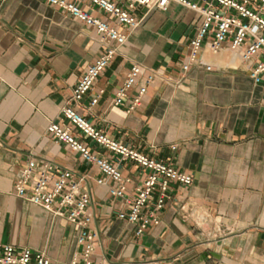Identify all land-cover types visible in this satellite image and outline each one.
Returning <instances> with one entry per match:
<instances>
[{"label": "crops", "instance_id": "crops-1", "mask_svg": "<svg viewBox=\"0 0 264 264\" xmlns=\"http://www.w3.org/2000/svg\"><path fill=\"white\" fill-rule=\"evenodd\" d=\"M131 13L141 18L139 26H117L125 44L75 103V85L104 51L96 30L48 0H0V244L27 246L56 264L82 250L78 225L15 193L16 174L33 156L83 177L94 262L162 257L171 264H264V73L259 82L249 77L258 58L243 60L226 42L216 52L204 48L183 69L199 14L177 4ZM91 14L115 25L99 8ZM133 64L140 73L116 105L113 97ZM141 85L146 91L134 105ZM66 105L110 139L192 177L187 185L169 181L168 197L155 211L159 223L142 235L119 213L130 211L148 171L70 125L61 116ZM56 121L95 156L117 164L129 180L123 197L109 193L117 183L96 164L47 131ZM52 174L58 177V170ZM101 177L105 182L97 184Z\"/></svg>", "mask_w": 264, "mask_h": 264}, {"label": "built area", "instance_id": "built-area-1", "mask_svg": "<svg viewBox=\"0 0 264 264\" xmlns=\"http://www.w3.org/2000/svg\"><path fill=\"white\" fill-rule=\"evenodd\" d=\"M70 13L78 21L96 30L99 41L104 51L97 59L86 66L83 75L78 80L72 92L70 100L79 103L84 95L93 87L98 75L114 58L119 47L125 44L126 34L118 27L126 25L131 29L139 26L141 18H136L131 11L138 7H144L146 12L166 11L171 4H177L185 9L196 12L201 17L197 25L195 35L190 39L188 60L183 64L187 69L191 63L197 60L201 50L208 49L216 52L226 42L230 49L237 53L243 60L257 57L249 71V77L254 82H259L264 73V0H122L116 3L114 0H48ZM101 9L115 25L94 16L91 11ZM208 70L211 68L206 66ZM140 73V67L133 64L115 93L113 100L116 105H122L129 88L134 86ZM151 78L147 79L150 82ZM146 91L141 85L135 98L134 105L140 101V97ZM99 95V94H98ZM98 95L91 101L96 104ZM61 116L75 126L84 135L89 136L95 143L102 144L112 153H116L120 160L132 159L142 169L148 171L142 183L137 189V195L131 201V209L128 213L120 212L119 217L136 224V234L142 235L147 226L158 224L159 218L156 210H159L168 197L167 189L169 181L180 184H190L192 177L182 173L170 164L156 161L135 149L110 139L100 129L97 130L82 115L78 114L72 105H66L61 110ZM47 131L58 140L78 151L82 158L96 164L100 170L114 183L116 187L110 188L109 193L113 197H123L126 183L117 164L108 162L95 156L84 144L80 143L71 133L69 127L60 122H51ZM25 165L18 171L13 189L19 196L42 207L57 217H64L71 224L78 225L77 242L82 246L79 255H76L68 264H106L99 260L94 262L92 258L95 244L93 239L96 233L87 230L93 215L89 211L90 195L82 187L83 177L66 167L56 165L50 160H35L33 156L26 159ZM58 170V177H53V172ZM105 180L101 177L96 180L101 184ZM160 188L158 200L151 207V197ZM0 264H56L43 252L35 251L27 246L14 247L11 243L0 244ZM129 264H171L165 258H147L134 260Z\"/></svg>", "mask_w": 264, "mask_h": 264}]
</instances>
